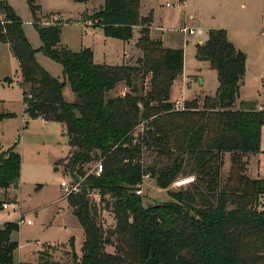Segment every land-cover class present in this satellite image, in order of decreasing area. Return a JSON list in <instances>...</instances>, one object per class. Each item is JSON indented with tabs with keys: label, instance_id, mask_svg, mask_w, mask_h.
I'll return each mask as SVG.
<instances>
[{
	"label": "trees",
	"instance_id": "16d2710c",
	"mask_svg": "<svg viewBox=\"0 0 264 264\" xmlns=\"http://www.w3.org/2000/svg\"><path fill=\"white\" fill-rule=\"evenodd\" d=\"M26 1L40 49L61 65L75 100L63 99L64 82L38 64L20 19L0 0V39L18 60L24 111L64 125L70 149L65 163L79 175L86 173L87 163L102 160L101 173L86 176L83 184L99 190L110 204L115 226L104 230L96 222L85 192L70 195L69 206L84 234L80 255L70 240L69 260L38 251L35 261L19 264H264V204L258 207L264 179L246 173L249 158L260 150L264 110L255 103H238L246 56L225 30L210 29L196 48V58L216 73L215 93H197L184 101L183 109H175L171 89L183 72L184 52L150 37L152 14L140 16V0H104L87 16L105 36L128 41L137 34L135 45L142 55L133 64L121 65L98 64L90 49L73 52L61 45L59 23L44 25L36 16L38 0ZM120 82L126 92L108 97ZM12 115L0 113V120ZM143 120L144 135L138 137L140 143H132V132ZM143 146L159 155L177 152L156 173L152 170L153 175L165 188L176 177L193 173V181L183 183L189 191L179 190L176 201L145 205L137 186L145 174L140 164ZM224 154L229 167L222 179ZM185 160L195 168L184 171ZM19 176L16 146L0 148V191L16 189ZM16 227L8 221L0 228V264L12 263L17 243L10 240V232Z\"/></svg>",
	"mask_w": 264,
	"mask_h": 264
},
{
	"label": "rangeland",
	"instance_id": "374dc122",
	"mask_svg": "<svg viewBox=\"0 0 264 264\" xmlns=\"http://www.w3.org/2000/svg\"><path fill=\"white\" fill-rule=\"evenodd\" d=\"M4 1L20 19L23 33L34 50L38 64L47 73L64 82L63 99L66 102L74 101L75 95L64 80L61 65L40 49L41 40L27 1ZM175 1L140 0L139 8L143 15L149 12L152 14L150 34L153 38L161 39L163 47L183 49V83L180 80V89H174L175 97H180L182 92L183 98L187 99L199 90L207 94L215 93L218 84L216 73L207 61L196 58V48L200 44L199 40L205 41L208 38L210 29H224L227 39L246 56V70L238 102L255 103L264 108V0H183L184 4L179 6L174 5ZM166 2L171 5L167 6ZM36 3V16L44 25L59 23L60 43L71 51L90 49L95 63L114 65H121L130 56L138 55V51L132 46L124 45L117 38L106 37L100 26H91L92 22L87 16L98 10L104 0H38ZM57 15L59 18L52 21V17ZM79 18L85 21L83 25L77 23ZM184 27L198 29L200 32L189 34L184 32ZM20 75L19 65L9 44L0 39V112L8 111L13 114L0 121V148L5 150L15 145L20 153L18 187L9 189L5 194L0 191V228L8 221L16 223L19 214L31 221L29 224H18L10 232V240L17 243L10 264L35 261L37 250L49 253L57 260L66 261L71 253L70 240H73L74 252L79 256L84 239L83 230L69 206L68 199L62 196L60 187L61 179L69 176L75 168L71 169L64 163L68 148L61 125L57 122L43 123L24 111ZM187 80L190 87L186 86ZM126 90L127 87L120 82L107 96L123 95ZM143 121L134 128L132 143L139 142V136L142 139L146 130L145 120ZM177 154L173 152L170 156L159 155L157 151L142 147L140 164L144 175L149 176L143 175L138 188L145 205L176 201L174 195L179 190L189 191V185L177 186L176 181L194 177L193 173L176 177L165 188L157 185L156 176L153 175L152 170L156 173L159 167L171 162ZM95 162L87 163V169L92 168ZM228 167L229 156L224 154L220 170L222 179L227 174ZM182 168L190 171L195 167L191 161L185 160ZM249 169L253 177L264 179V126L261 128L260 150ZM89 198L90 206L95 210L93 214L96 222L104 230L113 228L115 219L110 204L107 206L102 196L94 195ZM259 201L258 207H262L264 196ZM2 202H14L16 205L14 208L1 209ZM114 238L115 236L111 238L112 241ZM106 249L113 251V246L108 245Z\"/></svg>",
	"mask_w": 264,
	"mask_h": 264
},
{
	"label": "built area",
	"instance_id": "2783aa9c",
	"mask_svg": "<svg viewBox=\"0 0 264 264\" xmlns=\"http://www.w3.org/2000/svg\"><path fill=\"white\" fill-rule=\"evenodd\" d=\"M58 18H59L58 15L53 16L52 21L56 20ZM184 32H188L189 34H194V33H199L200 31L198 29L195 30V29H190V28L184 27ZM183 103H184V101H182L180 99L173 100V105H174L175 109H183L184 108ZM257 109L263 110L261 106H258ZM102 166H103L102 160L99 159L95 162V164L92 168H90L86 171V173L84 175H79L76 172V169H73V171H71L69 176L62 178L60 181V187H61V190L63 192L62 196L67 198L70 195L81 194V193L85 192L88 198H89V196H94V195H97L98 197H100L101 195H100L99 190H92L90 187L84 186L83 182H84V179L86 178V176H88V175L98 176L102 171V168H103ZM144 176L148 177L149 175H144ZM192 181H193V177L191 178V181H189V183ZM176 184H177V186H182L180 181H176ZM139 185H141V184H138L137 186L139 187ZM98 200L100 201V198H98ZM15 205L16 204L14 202H2L1 203V209H7V208H11V207L14 208ZM15 221L17 224H23V223L29 224L31 222L30 219H26L24 217V215H22V214H19Z\"/></svg>",
	"mask_w": 264,
	"mask_h": 264
},
{
	"label": "crops",
	"instance_id": "0c3cea01",
	"mask_svg": "<svg viewBox=\"0 0 264 264\" xmlns=\"http://www.w3.org/2000/svg\"><path fill=\"white\" fill-rule=\"evenodd\" d=\"M181 4H184V1L183 0H176L175 2H174V5H177V6H179V5H181ZM166 5L167 6H170L171 4L169 3V2H166ZM139 13H140V16H146V15H148L149 13H151V12H149L148 14H142L141 13V11L139 10ZM90 21V20H89ZM152 21H153V19H152ZM85 21H83V20H81V18H79L78 19V24L79 25H83V23H84ZM91 24V26H93V27H95V26H97V25H93L92 23H90ZM99 26V25H98ZM151 27H152V22H151V24H150V26H149V31H150V29H151ZM100 28H101V26H100ZM139 27L137 26V29H138ZM102 29V28H101ZM190 29H193V28H190ZM103 30V29H102ZM195 30H197V29H195ZM200 31V30H199ZM195 34V33H194ZM149 35H150V37L152 38V39H154V40H158L157 38H153L152 36H151V34H150V32H149ZM106 37H110V36H106ZM136 37H137V34H135L134 35V37L133 38H131L130 40H128V41H123V40H121V39H119V40H121L122 41V43L124 44V45H126V46H132L133 48H135L137 51H138V55L137 56H135V57H133V56H130L125 62H123L122 64H133L135 61H136V59L138 58V57H140L141 55H142V51L139 49V48H137L136 47V45H135V42H136ZM113 38V37H112ZM118 39V38H117ZM159 40H161V39H159ZM204 42V40H199V42L198 43H203ZM61 44V43H60ZM62 45V44H61ZM64 46V45H63ZM10 47V46H9ZM125 56H127V55H125ZM16 58V57H15ZM17 60V59H16ZM17 63H18V60H17ZM98 64H100V63H98ZM102 64H107V63H102ZM108 65H114V64H108ZM245 75V74H244ZM181 76H182V74L175 80V82H174V84H173V86H172V89H171V100L173 101V100H175V98H180L182 101H185V100H189V99H192L197 93H200V92H203V91H201V90H199L198 92H193L194 93V96H190L189 98H187V99H184L183 98V94H182V92H181V95H180V97H175V93H174V89L176 88V87H178V90L180 89V84H181V82H182V80H181ZM194 77V76H193ZM180 80H181V82H180ZM20 81H21V75H20V79H19V84H20ZM183 83V82H182ZM190 82L187 80L186 81V86L187 87H190V84H189ZM202 83V79L200 80V84ZM242 83H243V81H242ZM242 85V84H241ZM122 94V93H121ZM240 102V101H239ZM238 102V103H239ZM258 106H261V105H259V104H257L256 105V107H258ZM262 107V109L264 110V108H263V106H261ZM24 108H25V105H24ZM0 113H11V112H0ZM9 117H11V116H9ZM9 117H5V118H3V119H6V118H9ZM3 119H1V120H3ZM36 119H38V120H40L41 122H43V123H49V122H53V121H44V120H42L41 118H36ZM0 120V121H1ZM57 123H59L60 125H61V128H62V131H63V134H64V132H65V129H64V125L62 124V123H60V122H57ZM66 144V143H65ZM66 146H67V148H68V152H69V146L66 144ZM18 150V149H17ZM68 154V153H67ZM258 154V153H257ZM257 154H255L254 156H252V157H250L249 159V162H248V165H247V170H246V173L248 174V176H250L251 178H255V177H253L250 173V169H249V166H250V164H251V162L256 158V156H257ZM66 159V158H65ZM65 161L66 160H64V163H65ZM57 168H55V170H56ZM17 224V223H16ZM24 224V223H23ZM4 225V224H3ZM18 225V224H17ZM3 227V226H2ZM1 227V228H2ZM38 251L39 250H37L36 251V256H37V253H38Z\"/></svg>",
	"mask_w": 264,
	"mask_h": 264
},
{
	"label": "bare ground",
	"instance_id": "6f19581e",
	"mask_svg": "<svg viewBox=\"0 0 264 264\" xmlns=\"http://www.w3.org/2000/svg\"><path fill=\"white\" fill-rule=\"evenodd\" d=\"M191 178H192V177H189V178H186V179H184V180H182V179H183V178H182V179H179V180H177V181H180L181 185H182V186H185V185H187L188 183H187V184H183V183H184V182H189V181H191Z\"/></svg>",
	"mask_w": 264,
	"mask_h": 264
}]
</instances>
